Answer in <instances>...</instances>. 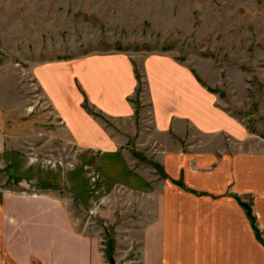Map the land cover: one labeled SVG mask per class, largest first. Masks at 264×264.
<instances>
[{
    "label": "crops",
    "instance_id": "1",
    "mask_svg": "<svg viewBox=\"0 0 264 264\" xmlns=\"http://www.w3.org/2000/svg\"><path fill=\"white\" fill-rule=\"evenodd\" d=\"M77 63L80 75L92 71L103 77L90 85L92 89L87 87L92 109L99 115L84 108L77 88L69 96L57 80L58 74L72 75ZM165 66L185 75L176 96H165L176 86L163 78ZM192 70L169 53L144 60L148 103L142 108L151 114L155 134L168 141L178 136L170 144L173 148H158L160 164L173 182L160 180L145 165L134 172L123 147L132 133L114 132L102 122L105 116L121 128V123L135 118L131 99L138 81L127 53L87 54L75 63L60 58L33 68L77 156L60 168L35 163L26 152L8 147L0 113V264H105L98 241L76 230L66 197L57 191L66 185L89 208L97 195L109 196L121 184L141 195L146 211L157 200L156 215L134 230L141 243V264H264V150L230 151L221 143L223 150H184L177 145L192 131L188 126L227 140L228 136L238 142L250 139L248 129L216 105L215 93L203 88ZM200 88L209 95L210 118L207 104L195 95ZM228 121L233 124L228 126ZM89 152L100 153L95 164ZM245 202H251L254 223Z\"/></svg>",
    "mask_w": 264,
    "mask_h": 264
},
{
    "label": "rangeland",
    "instance_id": "2",
    "mask_svg": "<svg viewBox=\"0 0 264 264\" xmlns=\"http://www.w3.org/2000/svg\"><path fill=\"white\" fill-rule=\"evenodd\" d=\"M108 52H125L134 62L138 81L131 99L136 107L134 122H123L119 128L107 117L102 119L114 132L132 133L123 147L134 172L145 165L160 180L174 182L160 164L159 149L173 148L170 144L178 136L168 141L155 134L152 116L142 108L148 103L146 56L169 53L191 67L196 81L217 96L216 105L250 134L249 140L238 142L188 126L192 131L177 145L182 144L184 150H223L220 143L230 151L264 150V0H0V113L8 147L26 152L35 163L53 167H64L67 160L75 159V144L33 68L60 58L75 63L87 54ZM79 66L74 65L72 75H56L57 80L69 96L77 88L84 108L99 115L92 109L88 88L103 77L92 71L80 75ZM162 73L166 81L176 83L173 94L171 89L165 96H176V87L180 90L186 79L184 73L170 66ZM104 79L112 82L110 77ZM195 95L207 104L206 116L212 117L208 93L200 88ZM182 109L188 111L186 105ZM99 155L89 152V160L95 164ZM112 190L109 196L97 195L89 208L66 185L57 193L66 197L76 230L98 241L105 264H111V257L117 264H141V243L134 230L156 215L157 200L146 211L138 193L122 184Z\"/></svg>",
    "mask_w": 264,
    "mask_h": 264
},
{
    "label": "trees",
    "instance_id": "3",
    "mask_svg": "<svg viewBox=\"0 0 264 264\" xmlns=\"http://www.w3.org/2000/svg\"><path fill=\"white\" fill-rule=\"evenodd\" d=\"M244 206H245V209H246V212L248 214V216L250 217V219L252 220V222L254 223L255 222V218L252 214V208L250 205H248L247 203H244ZM255 226V225H254ZM256 228V231H258L257 227L255 226Z\"/></svg>",
    "mask_w": 264,
    "mask_h": 264
},
{
    "label": "water",
    "instance_id": "4",
    "mask_svg": "<svg viewBox=\"0 0 264 264\" xmlns=\"http://www.w3.org/2000/svg\"><path fill=\"white\" fill-rule=\"evenodd\" d=\"M111 264H117L112 257H111Z\"/></svg>",
    "mask_w": 264,
    "mask_h": 264
}]
</instances>
